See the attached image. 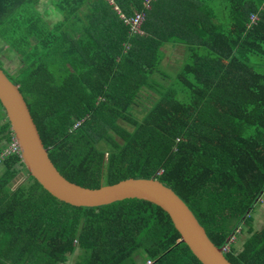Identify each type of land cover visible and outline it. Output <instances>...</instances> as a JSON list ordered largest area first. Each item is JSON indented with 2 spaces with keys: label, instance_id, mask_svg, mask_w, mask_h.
<instances>
[{
  "label": "trees",
  "instance_id": "obj_1",
  "mask_svg": "<svg viewBox=\"0 0 264 264\" xmlns=\"http://www.w3.org/2000/svg\"><path fill=\"white\" fill-rule=\"evenodd\" d=\"M39 1L0 0V51L19 62L0 67L56 169L89 188L156 178L216 246L246 234L229 262L264 264L252 216L264 195V0H54V21ZM135 12L142 33L120 17ZM176 46L179 64L161 68ZM13 137L0 103V155ZM0 171V264H71L73 253L74 264H202L156 204L73 206L19 152Z\"/></svg>",
  "mask_w": 264,
  "mask_h": 264
},
{
  "label": "water",
  "instance_id": "obj_2",
  "mask_svg": "<svg viewBox=\"0 0 264 264\" xmlns=\"http://www.w3.org/2000/svg\"><path fill=\"white\" fill-rule=\"evenodd\" d=\"M0 103L20 149V158L28 173L52 196L73 206H101L137 198L161 207L185 243L202 264H232L222 247L207 236L192 211L169 187L156 178L121 179L112 184L89 188L66 179L49 158L28 106L18 89L0 67Z\"/></svg>",
  "mask_w": 264,
  "mask_h": 264
},
{
  "label": "rangeland",
  "instance_id": "obj_3",
  "mask_svg": "<svg viewBox=\"0 0 264 264\" xmlns=\"http://www.w3.org/2000/svg\"><path fill=\"white\" fill-rule=\"evenodd\" d=\"M54 0H40L37 4V8L41 13H44L45 11L47 13V10L49 11V14L45 15V18H47L50 21H54L59 18V14L55 11L53 6ZM116 8V7H115ZM129 17V16H128ZM166 53L163 61L161 62V68L165 70H172L173 67L179 64L180 60V53L182 52V48L179 46L168 48L165 47L163 49ZM0 60L2 62V67L7 69L9 73H14L16 69L18 68L19 62L16 61L13 57L12 58H6L5 53L0 51ZM149 104V103H148ZM139 110V108H138ZM127 128H130V126L127 125ZM116 139L119 141H122L121 138L114 134ZM12 142V141H11ZM11 144V143H10ZM8 144V146L10 145ZM1 172V171H0ZM129 178V177H128ZM24 178L21 174H18L16 178L12 181V187H14L17 183L21 182ZM105 185V184H103ZM253 216V225L255 228H261L264 226V195H262L259 198V202L257 203V206L255 210L252 213ZM245 233H236L235 234V240L233 242V246L235 248H239L241 246V243L243 242L245 238ZM69 261L71 264H74L75 260V253L69 255ZM147 262V261H146Z\"/></svg>",
  "mask_w": 264,
  "mask_h": 264
},
{
  "label": "built area",
  "instance_id": "obj_4",
  "mask_svg": "<svg viewBox=\"0 0 264 264\" xmlns=\"http://www.w3.org/2000/svg\"><path fill=\"white\" fill-rule=\"evenodd\" d=\"M149 0H146V2H148ZM117 9V7H116ZM120 17L122 18V20L124 21V23L126 25L129 26L130 31L132 33H142L140 30V26L144 20V13L143 12H135L133 16H125L124 14H120ZM256 15L252 14L250 16V21L254 22V20L256 19ZM79 124V122H77L74 126H77ZM9 152H19L20 153V149L18 147V144L15 140V138H12V142L11 144L3 151V153L0 155V158H2L3 155L9 153ZM234 241V236L229 238V241L227 244L222 246V252H226L229 249V245L230 243H233ZM146 264H151V260H147Z\"/></svg>",
  "mask_w": 264,
  "mask_h": 264
},
{
  "label": "clouds",
  "instance_id": "obj_5",
  "mask_svg": "<svg viewBox=\"0 0 264 264\" xmlns=\"http://www.w3.org/2000/svg\"><path fill=\"white\" fill-rule=\"evenodd\" d=\"M117 10V9H116ZM234 242V241H233Z\"/></svg>",
  "mask_w": 264,
  "mask_h": 264
},
{
  "label": "crops",
  "instance_id": "obj_6",
  "mask_svg": "<svg viewBox=\"0 0 264 264\" xmlns=\"http://www.w3.org/2000/svg\"><path fill=\"white\" fill-rule=\"evenodd\" d=\"M164 59V58H163Z\"/></svg>",
  "mask_w": 264,
  "mask_h": 264
}]
</instances>
